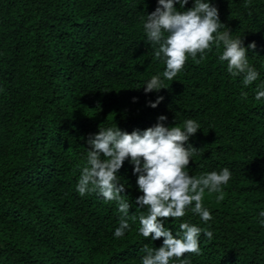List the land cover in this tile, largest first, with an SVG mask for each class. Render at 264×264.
<instances>
[{
	"label": "trees",
	"instance_id": "trees-1",
	"mask_svg": "<svg viewBox=\"0 0 264 264\" xmlns=\"http://www.w3.org/2000/svg\"><path fill=\"white\" fill-rule=\"evenodd\" d=\"M0 264H264V0H0Z\"/></svg>",
	"mask_w": 264,
	"mask_h": 264
}]
</instances>
